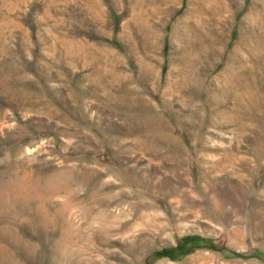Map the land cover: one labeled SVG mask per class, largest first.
I'll use <instances>...</instances> for the list:
<instances>
[{
  "label": "rangeland",
  "instance_id": "374dc122",
  "mask_svg": "<svg viewBox=\"0 0 264 264\" xmlns=\"http://www.w3.org/2000/svg\"><path fill=\"white\" fill-rule=\"evenodd\" d=\"M177 1L0 0V264H264V0Z\"/></svg>",
  "mask_w": 264,
  "mask_h": 264
},
{
  "label": "bare ground",
  "instance_id": "6f19581e",
  "mask_svg": "<svg viewBox=\"0 0 264 264\" xmlns=\"http://www.w3.org/2000/svg\"><path fill=\"white\" fill-rule=\"evenodd\" d=\"M157 1V0H156ZM171 1V0H159L160 3H162L163 6H166L167 3ZM177 1V0H176ZM214 0H190L191 3H193L195 5V10L199 11V12H203V11H207L209 9L215 10L216 5L213 2ZM216 1V0H215ZM178 2V1H177ZM224 2V1H223ZM222 3V2H221ZM220 3V4H221ZM223 5L221 7H219L221 10H227V8L229 7V3L226 4L222 3ZM170 7V6H169ZM191 8V7H190ZM231 11V10H230ZM219 15V14H217ZM197 16V15H196Z\"/></svg>",
  "mask_w": 264,
  "mask_h": 264
}]
</instances>
